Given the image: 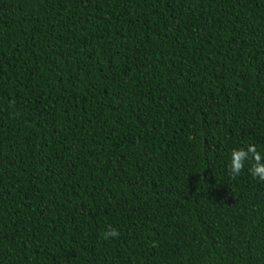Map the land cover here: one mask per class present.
<instances>
[{
	"label": "trees",
	"instance_id": "1",
	"mask_svg": "<svg viewBox=\"0 0 264 264\" xmlns=\"http://www.w3.org/2000/svg\"><path fill=\"white\" fill-rule=\"evenodd\" d=\"M249 144L264 0H0V264H264Z\"/></svg>",
	"mask_w": 264,
	"mask_h": 264
},
{
	"label": "clouds",
	"instance_id": "2",
	"mask_svg": "<svg viewBox=\"0 0 264 264\" xmlns=\"http://www.w3.org/2000/svg\"><path fill=\"white\" fill-rule=\"evenodd\" d=\"M250 165L249 172L254 178H258L264 181V154L257 150L255 144H249L246 149L240 148L233 150L231 153L230 165H229V175L231 178L235 179L239 176L242 170L245 168V162ZM119 232L114 228H109L103 234V238L107 240L109 237H117Z\"/></svg>",
	"mask_w": 264,
	"mask_h": 264
}]
</instances>
